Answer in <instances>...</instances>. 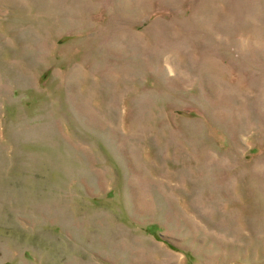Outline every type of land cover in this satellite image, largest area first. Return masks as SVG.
<instances>
[{"label": "rangeland", "instance_id": "obj_1", "mask_svg": "<svg viewBox=\"0 0 264 264\" xmlns=\"http://www.w3.org/2000/svg\"><path fill=\"white\" fill-rule=\"evenodd\" d=\"M0 264H264V0H0Z\"/></svg>", "mask_w": 264, "mask_h": 264}]
</instances>
